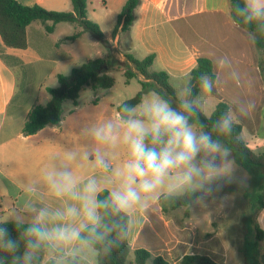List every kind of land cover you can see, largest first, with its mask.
I'll return each instance as SVG.
<instances>
[{
    "label": "clouds",
    "instance_id": "clouds-1",
    "mask_svg": "<svg viewBox=\"0 0 264 264\" xmlns=\"http://www.w3.org/2000/svg\"><path fill=\"white\" fill-rule=\"evenodd\" d=\"M236 13L245 23L264 22V0H243ZM201 91L211 93V78L201 76ZM190 89L185 91V97ZM180 111L155 95L136 107L125 106V116L92 130L94 140L107 149L123 146L127 159L113 168L110 160L98 149L94 159L87 152L80 155L81 166L89 163L100 175L86 179L71 169L75 154L67 162L52 167L43 175L49 194L58 207L29 203L25 211L30 216L11 223L17 232L13 238L7 221H0V264H40L42 255L48 264H88V253L110 254L128 236L124 223L134 210L148 206L153 196L181 193L200 187L198 181H209L219 175H231V169H221V159H229V150L218 140L189 123L194 114V102L185 98ZM187 114V115H186ZM238 120L231 111L214 125L222 135H230ZM30 191H32L30 189ZM107 196L100 199L102 192ZM211 192V189H209Z\"/></svg>",
    "mask_w": 264,
    "mask_h": 264
},
{
    "label": "crops",
    "instance_id": "crops-1",
    "mask_svg": "<svg viewBox=\"0 0 264 264\" xmlns=\"http://www.w3.org/2000/svg\"><path fill=\"white\" fill-rule=\"evenodd\" d=\"M17 1L26 6L40 4L47 9L54 10L59 0ZM214 3L215 0H204L203 7L199 11L182 13L178 16H171L169 12H158L155 9L139 12L138 8L136 20L129 34L135 35L137 46L144 53L143 58L151 53L156 54L152 69L168 72L171 83L179 80L188 82L189 72L197 66L198 57L211 59L216 75L213 90L219 98L217 103L232 99L243 102L246 100L245 104L241 103L237 106L239 112L247 116L255 106V83L260 84L261 92L264 88L262 87L264 81L258 67L259 54L253 37L233 23L230 8H223ZM200 16L202 20L199 31L195 22L191 20ZM185 19L187 21L183 25L184 29L175 25L178 21ZM38 22H33L27 28V48L5 47L6 54L19 58L23 65L72 59V54L76 52L75 47L62 51L60 41L51 39L49 34L52 33L47 34L44 25ZM73 27L75 32L76 30L82 32L76 40H66L74 44L83 36L84 31ZM191 33L194 37L189 38ZM130 35L129 42L132 41ZM104 36L111 42V37L105 34ZM126 46L127 53L132 54L135 47L130 48L129 43ZM17 69L18 66H8L0 58L1 217H5L11 210V204L8 207L4 206L6 199L12 202V206L18 211L26 214L28 213L25 208L31 202H35L38 207H58L59 202L49 194L43 181V175L50 168L65 164L70 153L77 157L76 161L71 162V169L77 176L86 179L92 175H100L87 162L81 166L80 155L87 152L89 160H93L95 152L82 143L83 133L79 126L84 124L91 130L94 124L98 127L107 122L102 118L93 119L92 117H77L65 122L62 116V121L58 126H47L34 135L24 136L23 127L30 110L37 105L39 87L22 88L25 97L18 101L20 87ZM58 74L62 73H57L56 76ZM140 77L144 80L141 75ZM95 106L98 107V104ZM243 108L247 110V113L240 111ZM79 110V106L74 107L70 115L78 114ZM101 148L103 149L104 146ZM159 196L149 201L147 207L138 208L131 214L127 241L133 250L145 248L151 253L152 259L156 256H163L172 264V259L168 257L171 256L172 251L185 244L186 234L182 229H174L175 231L172 232L168 227L164 213L158 204ZM157 204L159 206H156ZM261 226L264 229V222ZM184 255L186 254L181 255L179 259L181 260ZM46 261L48 260L45 256L44 262ZM87 262L93 264L89 260Z\"/></svg>",
    "mask_w": 264,
    "mask_h": 264
},
{
    "label": "rangeland",
    "instance_id": "rangeland-1",
    "mask_svg": "<svg viewBox=\"0 0 264 264\" xmlns=\"http://www.w3.org/2000/svg\"><path fill=\"white\" fill-rule=\"evenodd\" d=\"M123 1L87 0L88 18L97 23L102 32L109 38L116 24L117 15L120 12ZM203 3L204 0H142L139 12L146 9H155L158 12H169L171 16H178L182 13L199 11L203 7ZM214 4L223 8H230L228 0H215ZM54 8V10H48L71 11L72 5L70 0H59ZM201 20L202 16L191 20V22H195L199 31L201 30ZM186 21V19L178 21L175 25L184 29L183 25ZM80 29L84 31L83 36L74 44L66 41V38L75 32L74 27L70 24L61 23L57 26L54 33L49 34L51 39L60 41L62 51H68L75 47L76 52L72 54V59L50 63L44 61L29 65H23L22 63L21 67L18 66V84L20 87L18 101L25 97L22 88L35 89L39 87L37 105H45L50 99L47 89L55 88L59 84L57 73L68 75L72 68L78 67L88 60L100 58L102 55L105 56L107 53L106 45L90 31L83 28ZM129 35V32H119L113 39L111 38L110 46L113 55L122 61L125 60V54L127 53L126 44L129 43L130 48L135 47L132 54L142 59L144 53L137 46L138 42L135 35H130L132 37L130 42L128 41ZM192 37L194 35L191 33L189 38ZM108 74L115 80L114 86L110 89L100 90L95 93L91 87H85L80 91L78 99L80 112L78 114L70 115L71 111L74 110L71 100L64 104L62 116L65 122L77 117L102 118L107 122H115L121 117L117 111V106L133 98L141 90L142 79L138 74L127 82L124 70L116 67L108 71ZM186 83H188L187 80L172 81L173 86L177 90L176 96L180 100L186 98ZM254 86L256 92L254 95L255 106L251 112L249 111V115H243L239 112L237 106L241 103L245 104L246 100L243 102L242 100L234 101L232 99L223 102L230 106L232 114L242 124L244 128L242 139L249 147L257 151L264 143V88L263 92H261L258 82ZM155 95L157 94L154 91L144 93L141 104ZM218 99L212 88L210 94L201 91L195 100V105L209 116L215 109ZM96 104H98V107L95 106ZM140 105L136 107L137 111H139ZM240 111L247 113L245 108ZM103 124H100V126ZM79 128L83 133L82 143L89 146L92 152H96L99 149L101 153L105 154L106 159L110 160L113 168L119 167L127 159V149L123 146L114 150L105 147L101 148L102 145H99L92 136V130L97 128L95 124L91 130L84 124L79 126ZM197 128L199 127L197 126ZM224 167L231 169L230 176L221 174L212 181H209L206 176L201 177L198 181L200 187L172 194L180 195L188 190L204 192L190 207L187 215L185 208H179L169 215L163 214L172 232L175 231L174 229H182L183 233L186 234L185 244L172 251L171 256L168 257L170 260L172 259V264H182L179 258L183 254L208 255L219 264H263L261 258L264 254V239L260 240L256 225L264 231L261 226V223L264 222V207H259L260 203L256 201V196L260 194L264 197V192L259 191L256 194L257 182L252 180L250 173L233 161L230 151L227 161L221 159V173ZM262 180H264L263 177L258 182L263 183ZM209 189H211V192ZM246 192L251 194V196L245 197L244 194ZM162 194L166 193L158 195ZM158 195L153 196L150 201ZM4 204L6 207L11 204V210L7 212L5 217L0 216V221H12L14 218H23L25 223L29 221L30 216L18 211L17 208L12 206V202L6 199ZM156 206L159 205L157 204ZM1 211L2 207L0 204ZM96 257L97 253L87 254V260L93 264H97ZM130 260L133 262L132 255ZM147 264H153V261H148Z\"/></svg>",
    "mask_w": 264,
    "mask_h": 264
},
{
    "label": "trees",
    "instance_id": "trees-1",
    "mask_svg": "<svg viewBox=\"0 0 264 264\" xmlns=\"http://www.w3.org/2000/svg\"><path fill=\"white\" fill-rule=\"evenodd\" d=\"M228 1L233 23L253 37L255 48L259 54V73L264 80V22L245 23L243 17L236 13V7L238 5L242 6L243 0ZM70 2L72 5L71 11H53L40 4L26 6L17 0H0V41H2V44H0V58L8 66L21 67L22 61L17 57L6 54L4 48L26 49L28 46L27 28L35 21H40L44 25L47 34L53 33L56 26L61 23L83 28L94 34L107 48L105 56L88 60L80 66L74 67L68 75H57L58 86L47 89L50 94L49 101L45 105H36L30 110L23 127L24 136L34 135L47 126H58L62 121L64 104L71 100L74 107L78 106L80 91L85 87H91L95 93L113 87L115 80L108 74V71L113 70L114 67L124 70L127 82L138 74L144 79L141 80V90L133 98L124 101L117 107L119 116H125L123 111L125 106L137 107L140 105L144 93L148 91H154L157 95L166 99L174 109L180 111L181 100L176 96L177 90L171 83L170 74L165 70L156 71L152 69L156 60L155 53H151L143 59H138L134 55L126 53L125 60H120L113 55L110 42L105 39L100 26L88 18L87 0H70ZM141 2L142 0H125L117 15V21L111 33L112 39L119 32L127 33L130 31L136 20V10ZM81 34V31L76 30L66 40H76ZM196 62L197 66L190 70L186 85V89H190V95L186 98L193 101L195 107L194 114L189 116V123L198 127L202 125L203 131L209 133L214 140H218L224 148H227L232 154L233 161L251 174L252 180L257 182L256 194L259 191L264 192V180H262L263 183L258 182L260 178H264V145L257 151L249 147L242 139L243 126L239 122L234 123L230 135H222L214 129V125L221 116L230 111V106L220 101L216 104L211 115L208 116L195 105V100L201 93V76L211 78L213 84L216 79L213 71L214 64L211 59L198 57ZM203 193L202 191L188 190L180 195L162 194L158 198V204L166 215L179 208H185L187 215L190 207ZM107 194V191L102 192L99 198L104 199ZM244 196L248 197L251 194L246 192ZM256 201L260 203V208L264 207L263 195H257ZM7 222L12 237L16 238L18 234L13 224L11 221ZM124 223L128 230L129 217L124 218ZM256 229L260 240H263L264 231L257 225ZM131 255L133 256V262L130 260ZM96 258L97 264H147L152 259V255L145 248L133 250L126 239L119 248L114 249L110 254L97 253ZM44 259L45 256L42 255L40 264H48V261L44 262ZM261 259L264 264V254ZM152 261L153 264H171L163 256H156ZM181 263L219 264L208 255L196 254L184 255Z\"/></svg>",
    "mask_w": 264,
    "mask_h": 264
}]
</instances>
